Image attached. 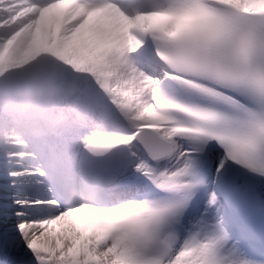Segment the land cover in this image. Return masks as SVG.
<instances>
[{
    "label": "snow or ice",
    "instance_id": "snow-or-ice-1",
    "mask_svg": "<svg viewBox=\"0 0 264 264\" xmlns=\"http://www.w3.org/2000/svg\"><path fill=\"white\" fill-rule=\"evenodd\" d=\"M0 264H264V0H0Z\"/></svg>",
    "mask_w": 264,
    "mask_h": 264
},
{
    "label": "bare ground",
    "instance_id": "bare-ground-1",
    "mask_svg": "<svg viewBox=\"0 0 264 264\" xmlns=\"http://www.w3.org/2000/svg\"><path fill=\"white\" fill-rule=\"evenodd\" d=\"M55 227H56L57 231L60 230V226H59V225H57V226H55Z\"/></svg>",
    "mask_w": 264,
    "mask_h": 264
}]
</instances>
